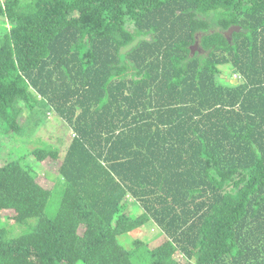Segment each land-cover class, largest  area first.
Returning <instances> with one entry per match:
<instances>
[{
  "label": "trees",
  "instance_id": "1",
  "mask_svg": "<svg viewBox=\"0 0 264 264\" xmlns=\"http://www.w3.org/2000/svg\"><path fill=\"white\" fill-rule=\"evenodd\" d=\"M1 22L0 214L22 232L0 223V264H264V0H0ZM38 108L72 131L62 157L14 143ZM147 226L160 243L119 238Z\"/></svg>",
  "mask_w": 264,
  "mask_h": 264
},
{
  "label": "rangeland",
  "instance_id": "2",
  "mask_svg": "<svg viewBox=\"0 0 264 264\" xmlns=\"http://www.w3.org/2000/svg\"><path fill=\"white\" fill-rule=\"evenodd\" d=\"M9 24L0 23V34L3 33L4 29L8 28ZM226 68V69H225ZM224 72H229L228 67H224ZM225 77V75H223ZM231 82H236L238 75L237 73L234 75H231V77H228ZM35 109V112L37 114H34L33 112L30 113L29 111L24 112V114L19 115L18 121L20 124H22V128L18 135H16L14 138L15 144H24L28 149H32L37 145H45L47 144H53L59 148L60 157H62L65 147L67 144H69V138L72 135V131L70 129H67L64 124V121L58 117L53 111L48 110H39ZM61 137V138H60ZM10 139V135L7 133H0V144H5V142L2 140ZM9 142V140L7 141ZM1 152H0V161H2L1 158H6V155L8 158L15 157L13 152H9L8 146H0ZM6 153V155H5ZM3 159V161H4ZM31 160V161H30ZM32 157H29V163L36 168V177L39 180L40 183H42L46 187L52 186L54 183H57L58 179H53L54 175L57 176V165L58 161L56 160H44L42 162L35 161ZM52 176V177H50ZM12 216V210L4 211L0 214V223L5 225L7 228V231L9 232V236H14L17 234H20L22 232V229L19 225H17L14 221ZM29 222H31L29 220ZM156 227H153L151 229V226L146 227V231H133L130 233H124L121 236H119L122 243L127 247L130 246V243H132V240L134 236L137 237H143L147 240V244L149 246H154L162 241L164 238L163 235H157L156 234ZM175 258L181 263L184 264L186 259L180 254L176 253Z\"/></svg>",
  "mask_w": 264,
  "mask_h": 264
},
{
  "label": "water",
  "instance_id": "3",
  "mask_svg": "<svg viewBox=\"0 0 264 264\" xmlns=\"http://www.w3.org/2000/svg\"><path fill=\"white\" fill-rule=\"evenodd\" d=\"M235 29H237V26H231V27L228 28V30L226 31V34H227V35H230L231 32H232L233 30H235Z\"/></svg>",
  "mask_w": 264,
  "mask_h": 264
}]
</instances>
